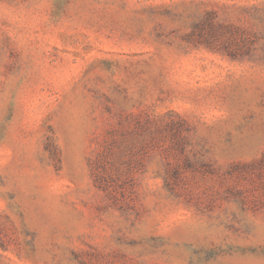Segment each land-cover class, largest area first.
I'll return each mask as SVG.
<instances>
[{
	"label": "rangeland",
	"instance_id": "rangeland-1",
	"mask_svg": "<svg viewBox=\"0 0 264 264\" xmlns=\"http://www.w3.org/2000/svg\"><path fill=\"white\" fill-rule=\"evenodd\" d=\"M0 264H264V0H0Z\"/></svg>",
	"mask_w": 264,
	"mask_h": 264
}]
</instances>
